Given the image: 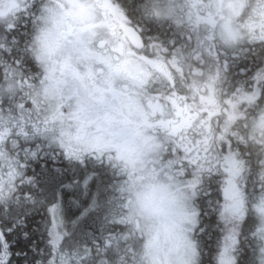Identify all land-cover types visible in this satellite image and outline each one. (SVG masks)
<instances>
[{
	"label": "snow or ice",
	"instance_id": "1",
	"mask_svg": "<svg viewBox=\"0 0 264 264\" xmlns=\"http://www.w3.org/2000/svg\"><path fill=\"white\" fill-rule=\"evenodd\" d=\"M0 264H264V0H0Z\"/></svg>",
	"mask_w": 264,
	"mask_h": 264
}]
</instances>
